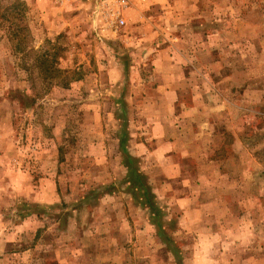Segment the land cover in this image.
Masks as SVG:
<instances>
[{
    "label": "rangeland",
    "instance_id": "obj_1",
    "mask_svg": "<svg viewBox=\"0 0 264 264\" xmlns=\"http://www.w3.org/2000/svg\"><path fill=\"white\" fill-rule=\"evenodd\" d=\"M12 1L0 264H264V0H136L115 31L96 0H22L16 28Z\"/></svg>",
    "mask_w": 264,
    "mask_h": 264
},
{
    "label": "built area",
    "instance_id": "obj_2",
    "mask_svg": "<svg viewBox=\"0 0 264 264\" xmlns=\"http://www.w3.org/2000/svg\"><path fill=\"white\" fill-rule=\"evenodd\" d=\"M145 3L149 0H139ZM97 11L94 16V25H103L102 29L107 28L115 31L126 25L127 16L130 8L136 4V0H96Z\"/></svg>",
    "mask_w": 264,
    "mask_h": 264
},
{
    "label": "crops",
    "instance_id": "obj_3",
    "mask_svg": "<svg viewBox=\"0 0 264 264\" xmlns=\"http://www.w3.org/2000/svg\"><path fill=\"white\" fill-rule=\"evenodd\" d=\"M188 78L190 79V77L185 78V81H184L185 83H187ZM161 84H162V82H160V85ZM177 96H179V92L177 89H174V91L171 90V91H167V92L160 90L158 96L156 97L159 100V105L156 108H151V110H152L151 115H158L159 116V118L156 121H153L154 126L152 127V134H151L152 135L151 139L155 140L156 143H158V144L160 143L162 136L168 137L169 133L172 131V129L168 128L166 121L160 117L163 114H167V106H168L170 99H172V101L174 103L176 101ZM180 96H182V95L180 94ZM180 132H181V130L179 132L176 131L175 133L178 135ZM176 137H178V136H176ZM139 145L140 144H138V146Z\"/></svg>",
    "mask_w": 264,
    "mask_h": 264
},
{
    "label": "trees",
    "instance_id": "obj_4",
    "mask_svg": "<svg viewBox=\"0 0 264 264\" xmlns=\"http://www.w3.org/2000/svg\"><path fill=\"white\" fill-rule=\"evenodd\" d=\"M24 1L22 0H14L12 1V3L6 7L5 11H3L1 18L3 21H6L10 24V26H16V28H18V23L17 20L20 18V16L22 17V12L24 10ZM0 25H2V23L0 22ZM21 35V34H18ZM134 163V159L132 157L128 156V161H127V165L130 166V171L132 173L136 172V170L131 167V165ZM138 175H142V174H138ZM140 178V177H139ZM145 187H142L141 189H144ZM147 193V198H149L150 193L148 192V190H144ZM151 202H149V204H151ZM148 204V205H149Z\"/></svg>",
    "mask_w": 264,
    "mask_h": 264
}]
</instances>
